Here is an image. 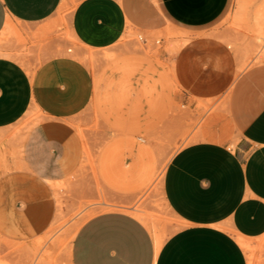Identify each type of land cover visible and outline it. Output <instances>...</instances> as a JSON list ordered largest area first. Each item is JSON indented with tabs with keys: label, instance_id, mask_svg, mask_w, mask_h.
<instances>
[{
	"label": "crops",
	"instance_id": "obj_1",
	"mask_svg": "<svg viewBox=\"0 0 264 264\" xmlns=\"http://www.w3.org/2000/svg\"><path fill=\"white\" fill-rule=\"evenodd\" d=\"M73 1L0 0V156L7 165L0 174V235L12 241L31 240L52 221L57 180L73 173L83 155L72 121L93 92L87 65L43 28L71 6V35L104 48L119 39L127 19L143 29L152 23L150 0ZM229 1L158 0L170 31L185 39L173 54L175 81L193 105L208 99L215 108L163 171L175 229L156 248L136 215L100 211L77 228L70 264H247L239 237L264 234V64L239 69L225 40L201 32ZM40 38V48L29 47ZM28 48V59H39L33 67L20 61ZM28 111L33 119L18 132L14 125Z\"/></svg>",
	"mask_w": 264,
	"mask_h": 264
},
{
	"label": "rangeland",
	"instance_id": "obj_2",
	"mask_svg": "<svg viewBox=\"0 0 264 264\" xmlns=\"http://www.w3.org/2000/svg\"><path fill=\"white\" fill-rule=\"evenodd\" d=\"M150 1L152 23L143 29L127 19L125 31L108 47L85 46L70 34L71 6L43 28L64 40V53L81 59L92 76L91 99L72 121L82 139L83 155L73 173L57 180L55 213L48 227L28 241L0 235V261L70 264L77 228L104 210L136 215L151 233L156 227L161 242L175 229V217L162 192L163 171L178 148L200 135L215 108L208 99L193 105L175 81L173 54L185 39L170 31L173 25L158 0ZM201 32L225 40L242 63L240 68L252 71L264 64V0H230L223 14ZM43 42L31 41L29 47L40 48ZM30 48L20 61L33 67L39 59H28ZM32 119L28 111L22 125L14 127L24 133ZM4 160L0 156V174L7 170ZM247 249V264H264V234L249 240Z\"/></svg>",
	"mask_w": 264,
	"mask_h": 264
},
{
	"label": "bare ground",
	"instance_id": "obj_3",
	"mask_svg": "<svg viewBox=\"0 0 264 264\" xmlns=\"http://www.w3.org/2000/svg\"><path fill=\"white\" fill-rule=\"evenodd\" d=\"M64 2H66V1H63V3ZM62 3V4H63ZM64 6V5H63ZM71 34V33H70ZM182 41H184V40H182ZM178 45H180V43H178ZM70 50V49H69ZM260 53V52H259ZM242 59V58H241ZM81 60V59H80ZM241 65H242V63H240L239 64V69H240V67H241ZM242 69V68H241ZM241 71V70H240ZM233 83V82H232ZM156 187H157V185H156ZM165 201V200H164ZM136 210H138L137 208H135ZM153 228H156V227H152V235H153V238H154V242H155V246H156V248H158L160 245H161V240H160V238H159V236H158V234L153 230ZM159 230V229H158ZM159 232V231H158ZM161 232V231H160ZM162 235V233L160 234V236ZM162 238L164 237V236H161ZM240 239H239V243L242 245V247H245V249H247V246H248V240L247 239H243V238H241V237H239ZM249 249V248H248ZM247 249V250H248ZM251 258V257H250ZM0 264H7L6 262H4V261H0ZM33 264V263H32ZM36 264H38V263H36Z\"/></svg>",
	"mask_w": 264,
	"mask_h": 264
}]
</instances>
